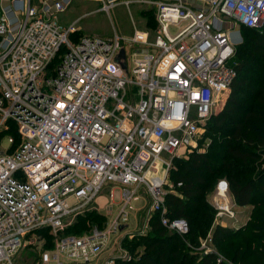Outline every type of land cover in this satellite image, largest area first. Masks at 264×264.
Here are the masks:
<instances>
[{
    "label": "built area",
    "instance_id": "built-area-1",
    "mask_svg": "<svg viewBox=\"0 0 264 264\" xmlns=\"http://www.w3.org/2000/svg\"><path fill=\"white\" fill-rule=\"evenodd\" d=\"M72 1L0 7V264H13L21 251L37 255L32 264L93 263L127 225L140 187L147 222L157 214L167 231L188 235L187 221L170 219L164 204L172 160L199 149L236 79L241 29L264 27V0H96L107 14L118 3L147 6L154 29L76 40V22L58 21ZM106 188L110 199L112 189L120 192L108 227L63 236ZM215 195L214 221L227 227L236 214L226 181ZM44 229L49 250L38 234ZM192 250L215 253L210 234ZM119 251L104 264L131 259Z\"/></svg>",
    "mask_w": 264,
    "mask_h": 264
},
{
    "label": "trees",
    "instance_id": "trees-1",
    "mask_svg": "<svg viewBox=\"0 0 264 264\" xmlns=\"http://www.w3.org/2000/svg\"><path fill=\"white\" fill-rule=\"evenodd\" d=\"M241 37L237 60L234 59L237 76L230 94L219 113L210 118L207 134L204 140H199V149L188 153L187 160L173 159L168 174L173 190L164 198L167 216L185 219L190 229L188 235L182 238L167 231L155 214L148 220L145 234L119 241L120 249L131 259L117 258L113 264H245L255 250L258 253L255 264H264V214L254 212L252 224L234 231L213 225L215 210L206 200L214 177L221 175L229 183V194L238 207L264 209V27L259 32L242 28ZM74 38H79L78 32ZM242 98L251 104H244ZM207 139L210 142L206 150H201ZM253 173L255 177L249 178ZM89 225L103 230L104 218L88 211L76 217L62 235L78 236ZM38 234L44 239V249H52L54 243L48 229ZM209 234L221 254L224 245L236 243L227 249L229 263L218 262L214 253L201 255L192 250Z\"/></svg>",
    "mask_w": 264,
    "mask_h": 264
},
{
    "label": "rangeland",
    "instance_id": "rangeland-1",
    "mask_svg": "<svg viewBox=\"0 0 264 264\" xmlns=\"http://www.w3.org/2000/svg\"><path fill=\"white\" fill-rule=\"evenodd\" d=\"M33 5L37 6L38 5V0H33ZM101 4L97 2L96 0H73L69 8L64 14L59 15V18L63 19L64 21H70L71 19H75V17H82L81 21L78 24V27L82 29L83 33L87 37H99L102 39H107L111 38L113 36L114 30L120 35V36H130L136 29L139 31H144V30H153L154 25L151 22V12H149L147 6L145 5H138V4H131L128 7L125 6L122 3L116 4L112 10L107 14V12H103L100 10ZM150 21V24H149ZM147 25H145V23ZM60 23V22H59ZM61 24V23H60ZM149 28V29H148ZM256 32H259L258 30ZM239 47V46H238ZM238 47H236L235 50V60H237V53L239 52ZM230 94V89L225 92L219 99V102L217 106L214 108L213 116H216L220 109L221 106L224 104L226 98ZM241 102L244 104L250 105L251 103L245 98L241 99ZM211 120L207 122L206 126L203 128V133H202V139L204 140L207 131H208V125L210 124ZM210 142V139H207L206 142H204V148L201 150H206L208 144ZM2 147L7 146L6 140H4L2 143ZM200 150V151H201ZM202 152V151H201ZM188 153L184 152L180 156L175 157L176 159H184L187 160ZM174 158V159H175ZM174 162L172 161V166L173 168ZM153 175L158 176L161 174L160 168L158 165H156L153 168L152 171ZM256 173H253L252 175L249 176V178H254ZM215 183L212 186V191L209 192L206 195V200L207 203L213 208V202L216 198L215 191L218 182L221 180L226 181L225 178H222L221 175L215 176L214 177ZM168 182H169V177H168ZM227 182V181H226ZM228 187L230 186L229 183L227 182ZM172 185V183H168V185L165 187L164 192L165 194L169 191H172L173 188L169 187ZM173 186V185H172ZM230 189V187H229ZM109 190L108 188L104 189L103 192L97 197L93 204V212H96L99 214V216L104 218V227L107 228L110 222L114 219L116 212H117V204H118V189H115V199H114V204L112 211L107 210V207L109 206L108 204H111V199L109 198ZM137 195L140 198L139 201H137L134 206L136 207L137 213L135 214V218L130 219V223L127 225V227H120L117 231V233L109 236L107 243L103 246V251L100 254V256L97 258L96 261H94L91 264H104L106 260L112 259L113 256H119L120 251H119V241L124 239L125 237H128L129 239L132 238V235H130L133 232H136L139 228H141V225L143 222H145L146 214H147V209L149 207V199L148 195L146 193V190L143 187H140L137 191ZM230 195V194H229ZM231 202L233 204V209L236 214V219L232 223H227L226 226L228 228L233 229L234 231H237L238 229L249 226L252 224V214L254 212L260 211L262 214H264V209L256 208L253 209L251 206H246V207H238L233 198L230 195ZM132 216V215H131ZM214 226H216V223L214 221ZM90 226V225H89ZM259 226V225H255ZM95 227L94 225H91L89 228L86 227V229H83L79 234H77L80 237L90 235L92 228ZM88 228V229H87ZM97 228V227H96ZM104 228V229H105ZM130 228V229H129ZM98 229V228H97ZM103 229V230H104ZM128 229V231H127ZM100 230V229H98ZM100 230V231H103ZM125 232L126 235L124 234ZM246 237V235H242L241 237ZM203 239H201L202 241ZM230 245H224V248L222 250L221 254L212 244V249L215 252L214 254L217 255L218 259L221 260V262H226L229 263L230 260V254L227 253L228 248H233L235 246V242L229 243ZM231 246V247H230ZM257 249V247L255 248ZM33 256H30V253L28 251H21V255L19 259L13 260V264H32L33 261H36L37 255L32 253ZM227 254V255H226ZM258 256L257 250L253 252L249 258V260L246 261L245 264H255L256 263V258ZM63 261L67 264H71L65 261Z\"/></svg>",
    "mask_w": 264,
    "mask_h": 264
},
{
    "label": "crops",
    "instance_id": "crops-1",
    "mask_svg": "<svg viewBox=\"0 0 264 264\" xmlns=\"http://www.w3.org/2000/svg\"><path fill=\"white\" fill-rule=\"evenodd\" d=\"M5 4H7V0H0V7H2V6H4ZM146 9H148L149 10V12H151V17L152 18H154V16H153V11L150 9V8H146ZM67 11V10H66ZM83 17V16H82ZM81 16L80 17H75V19L73 18V19H71L69 22L68 21H64L63 19H61V18H59L58 17V21L61 23H59L61 26H63V27H66V26H68V25H70V24H73V23H75L76 22V27H77V32H78V37H82V36H86L84 33H83V31H82V29H80V27H78V24H79V22L81 21V18H82ZM153 22H154V20H153ZM145 25H147V22L145 23ZM149 29V28H148ZM137 30V29H136ZM138 31V30H137ZM140 31V30H139ZM144 31H146V30H144ZM133 34V33H132ZM131 34V35H132ZM153 174V173H152ZM115 189H117V188H114V189H112V193H113V198H111V204H108L109 206L108 207H110L111 208V210L110 211H112V209H113V205L112 204H114L115 202H114V199H115V193H116V191H114ZM119 191V190H118ZM119 198H120V192L118 193V196H117V199L119 200ZM139 200H140V198H139ZM138 200V201H139ZM119 202V201H118ZM136 203V202H135ZM134 203V204H135ZM134 204H133V211L131 212V214H130V217H129V221H128V223H127V225L130 223V219H133V218H135V214L137 213V211H136V207L134 206ZM136 212V213H135ZM132 215V216H131ZM115 217H116V215H115ZM229 223H232V222H229ZM148 224V222H147V216H146V218H145V222H143L142 223V225H141V228H139L136 232H133V233H131L130 235H135V234H139V231L145 226V225H147ZM127 225H125L124 227H127ZM129 226V225H128ZM130 229V228H129ZM127 231H128V229H127ZM126 233H128V232H125L124 234L126 235Z\"/></svg>",
    "mask_w": 264,
    "mask_h": 264
}]
</instances>
